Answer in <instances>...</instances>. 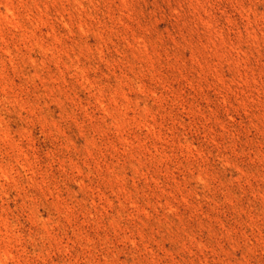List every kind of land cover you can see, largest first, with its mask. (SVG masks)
Masks as SVG:
<instances>
[{"label":"rangeland","instance_id":"obj_1","mask_svg":"<svg viewBox=\"0 0 264 264\" xmlns=\"http://www.w3.org/2000/svg\"><path fill=\"white\" fill-rule=\"evenodd\" d=\"M0 264H264V0H0Z\"/></svg>","mask_w":264,"mask_h":264}]
</instances>
